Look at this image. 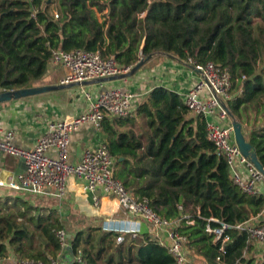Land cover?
I'll list each match as a JSON object with an SVG mask.
<instances>
[{
	"label": "trees",
	"instance_id": "16d2710c",
	"mask_svg": "<svg viewBox=\"0 0 264 264\" xmlns=\"http://www.w3.org/2000/svg\"><path fill=\"white\" fill-rule=\"evenodd\" d=\"M53 2L58 19L49 11L51 0H0V89L31 87L46 73L56 49L98 51L121 67L135 64L139 52L145 57L163 52L200 66L211 62L229 71L233 98L227 108L241 126L246 124L243 135L264 168V74L256 75L263 49L264 0ZM136 111L146 119V140L105 128L109 138L103 145L123 174L114 178L133 195L148 199L161 217H189L192 224L182 220L179 228L187 238L185 264H255L244 255L249 249L245 232L227 229L229 241L221 252L205 230L207 225L220 226L210 219L231 227L245 223L264 206L263 196L246 195L234 185L226 160L216 155L207 138L205 119L191 113L179 95L160 87ZM28 196L0 193V264L47 261L60 251L55 237L63 229L59 214L32 204ZM117 236L100 225L76 232L68 239L74 255L68 264H175L168 246L139 243L128 235L117 244ZM77 256L81 263L75 261Z\"/></svg>",
	"mask_w": 264,
	"mask_h": 264
},
{
	"label": "built area",
	"instance_id": "2783aa9c",
	"mask_svg": "<svg viewBox=\"0 0 264 264\" xmlns=\"http://www.w3.org/2000/svg\"><path fill=\"white\" fill-rule=\"evenodd\" d=\"M31 3L33 0H26ZM35 12L31 17H34ZM58 19V14H53ZM135 64L127 67L119 66L112 57H103L100 52H90L78 49L65 52L61 49L51 51L50 63L64 67L67 74L61 80V85L75 84L79 88V96L86 102L84 113L75 116L55 115L47 125L45 132L39 137L31 150L17 148L13 144L14 134L11 131L3 133L0 125V152L23 160L24 172L7 184L13 192H22L35 196H48L62 199L69 189V184L80 182L81 189L76 196L82 200L92 215L118 216L122 212L127 220L108 219L103 223V230L117 234L116 243L124 241L128 235L130 240H137L140 225L144 223L155 231H165L170 240L169 254L175 264L188 262V250L185 247L187 238L179 228L181 221L192 224L188 216L179 219H166L156 213L149 200L139 198L128 191L124 184L114 178L113 166L115 159L105 145L85 149L77 163L69 161V145L71 135L82 125L88 124L95 130H100L106 117L124 120L134 113V101L137 94L120 87H112L93 95L86 85L101 84L100 80L119 77L130 73L131 69L146 57L139 52ZM190 64L200 73L199 80L184 94L183 103L187 109L205 119L208 140L214 145L215 153L223 157L231 174L234 185L244 194L259 196L260 186L264 182L263 174L252 162L244 157L233 140L232 118L229 115L227 103L233 98L231 76L228 70L220 69L213 63L196 65L191 59ZM245 80V77H242ZM13 91V90H10ZM6 90L0 89V93ZM49 152L54 153L50 155ZM91 196L92 203L87 205L86 199ZM108 198L107 206L102 199ZM182 210V207H178ZM210 221L219 223L218 227L206 226V232L214 236V242L220 244L223 252L229 238L224 235L229 228L245 232L247 244L251 242L264 243V221L236 224L231 227L216 219ZM60 251L55 258L40 260H9L5 264H66L64 250L70 248L67 234L64 230L55 232ZM75 261L81 263L80 256ZM215 264H223L219 260Z\"/></svg>",
	"mask_w": 264,
	"mask_h": 264
},
{
	"label": "crops",
	"instance_id": "0c3cea01",
	"mask_svg": "<svg viewBox=\"0 0 264 264\" xmlns=\"http://www.w3.org/2000/svg\"><path fill=\"white\" fill-rule=\"evenodd\" d=\"M66 74L67 70L64 67L49 63L44 76L33 82L31 86H61L60 88L33 97L0 102V125L2 131L3 133L13 132V144L17 148L31 150L39 137L45 132L53 116H75L84 113L86 102L79 96L78 86L75 84L62 86L60 84ZM199 78L200 73L190 64L180 62L163 52H154L143 67L125 79L102 82L101 84H87L86 88L94 96L103 89L120 87L137 94L138 97L133 103L134 113L129 118L118 120L106 117V124L104 127L102 125L98 131L92 126L85 124L73 132L69 145V161L77 163L85 149L96 147L100 144L103 145V141L109 138V134L105 132V128L107 131L109 126L118 134L130 133L139 140H146V133L149 132L145 125L146 119L138 115L136 111L145 97L154 88L160 87L176 93L183 101L184 94ZM249 117L248 122L250 124L253 118L251 113ZM235 120L237 121V118ZM245 126L246 124L242 125V128ZM0 139H2V134ZM49 154L54 155L52 152H49ZM24 169V163L19 158L0 152V193L9 190L7 184L23 173ZM79 183L78 181L71 182L66 195L62 199L45 195L32 196V204L55 210L59 214L63 225L62 230L66 232L67 239H72L76 232L88 226L100 225L103 227L104 221L108 219L127 220L126 216L120 211L118 216L114 217L92 215L91 211L88 210L89 208L84 206L82 200L76 196L78 194L77 191L81 189ZM259 189L260 195L264 197V182ZM86 201L88 206L91 205L92 199L90 195H88ZM102 201L107 206L110 199L103 198ZM262 221H264V206L256 216L249 219V222L255 224ZM147 240L157 242L162 246H169L171 243L165 231H155L148 225L141 223L140 234L135 241L145 243ZM244 255L247 259H253L255 264L264 263V243L251 242L248 251ZM63 259L68 264L65 254Z\"/></svg>",
	"mask_w": 264,
	"mask_h": 264
},
{
	"label": "water",
	"instance_id": "95a60500",
	"mask_svg": "<svg viewBox=\"0 0 264 264\" xmlns=\"http://www.w3.org/2000/svg\"><path fill=\"white\" fill-rule=\"evenodd\" d=\"M152 55V54H151ZM149 57H146L145 60L140 61L137 63L130 71V73L119 76V77H112L108 79H102L101 82H108V81H115L119 79H125L131 75H133L135 72H137L147 60H149ZM64 86V85H62ZM61 86H47V87H28V88H22L17 89L13 91H6L4 93H0V102H9L13 100H20L28 97H33L37 95H41L44 93H47L49 91H54ZM230 117L232 118V128H233V140L236 143L237 147L239 148L242 155L246 158H248L252 164L255 166V168L260 171L264 176V168L261 166V164L258 162L257 157L253 154H251V145L246 141L243 132H242V126L239 122H237L233 116L229 113ZM22 162L23 160L20 159Z\"/></svg>",
	"mask_w": 264,
	"mask_h": 264
},
{
	"label": "rangeland",
	"instance_id": "374dc122",
	"mask_svg": "<svg viewBox=\"0 0 264 264\" xmlns=\"http://www.w3.org/2000/svg\"><path fill=\"white\" fill-rule=\"evenodd\" d=\"M47 1H49V0H47ZM54 0H51V6L49 7V11H50V13L53 15V14H55V13H57L58 14V12L56 11V6H55V3L53 2ZM96 16H97V18H98V20H99V22H101V17H100V14H96ZM262 46H263V49H262V51H261V54H260V56H259V59H258V63H257V70H256V75H258V74H264V36L262 37ZM50 63V62H49ZM264 79V78H263ZM233 94H234V92H233ZM235 119V118H234ZM237 122H238V120H237ZM70 160V159H69ZM113 174L115 175L114 177L115 178H117V176H121V175H123L122 174V171H121V168H120V166L119 165H115L114 164V166H113ZM15 196H18L19 195V192H12ZM11 194V193H10ZM29 196H35V195H32V194H29ZM28 196V197H29ZM27 199H30V198H27ZM33 201V200H32ZM64 252H65V255H66V261L68 262V263H72V262H74V255L71 253V251H70V248H66L65 250H64ZM17 261V260H16Z\"/></svg>",
	"mask_w": 264,
	"mask_h": 264
}]
</instances>
